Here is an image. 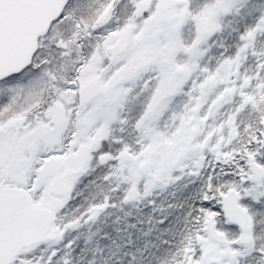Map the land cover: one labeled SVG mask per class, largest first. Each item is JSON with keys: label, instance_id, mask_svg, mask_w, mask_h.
<instances>
[{"label": "snow or ice", "instance_id": "6c2138e0", "mask_svg": "<svg viewBox=\"0 0 264 264\" xmlns=\"http://www.w3.org/2000/svg\"><path fill=\"white\" fill-rule=\"evenodd\" d=\"M0 264H264V0H0Z\"/></svg>", "mask_w": 264, "mask_h": 264}]
</instances>
